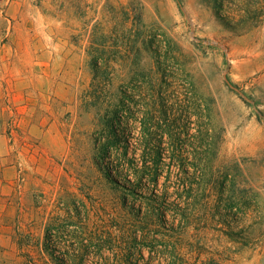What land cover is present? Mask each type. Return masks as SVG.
Wrapping results in <instances>:
<instances>
[{"label":"rangeland","instance_id":"obj_1","mask_svg":"<svg viewBox=\"0 0 264 264\" xmlns=\"http://www.w3.org/2000/svg\"><path fill=\"white\" fill-rule=\"evenodd\" d=\"M0 120V264H264V0H0Z\"/></svg>","mask_w":264,"mask_h":264},{"label":"trees","instance_id":"obj_2","mask_svg":"<svg viewBox=\"0 0 264 264\" xmlns=\"http://www.w3.org/2000/svg\"><path fill=\"white\" fill-rule=\"evenodd\" d=\"M0 125H1V120H0ZM157 180H154V182L156 183Z\"/></svg>","mask_w":264,"mask_h":264}]
</instances>
